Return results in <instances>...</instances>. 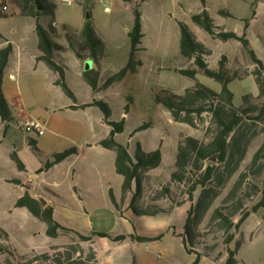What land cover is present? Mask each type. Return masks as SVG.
I'll return each mask as SVG.
<instances>
[{"label":"rangeland","instance_id":"1","mask_svg":"<svg viewBox=\"0 0 264 264\" xmlns=\"http://www.w3.org/2000/svg\"><path fill=\"white\" fill-rule=\"evenodd\" d=\"M208 1V11L215 24L239 36L246 34L251 48L264 62V0ZM1 2L9 7L11 3H14L27 8L24 2L17 0ZM54 2L57 6L54 20L44 17L42 23L45 28L54 23L58 30L55 40L66 48V51L57 54L56 61L65 68L67 83L74 98L67 96L63 89L55 84L58 76L43 62L39 64L36 60V57H40L42 53L38 50V35L34 19L22 11L12 12L13 14L6 18L0 17V32L4 33V36L0 35V47L6 41H9L13 47L10 66L5 75L4 93L7 99L15 105L12 108L16 119L13 123V135L17 141L15 142L18 147L17 153H23L27 165L31 167L30 175L34 174V171H41L51 154L73 147L85 151L80 163L83 164L88 152L87 145L106 139L110 135L112 128L105 123L103 111L99 107L84 108L82 106L96 99L109 106L112 121L121 122L125 119V129L118 140L128 146L132 154L136 152L138 145L145 152L161 149L162 166L148 172L141 206H144L146 210H155V206L171 210L172 199H175L178 205L188 203L191 207L195 206L202 188L197 189L193 202H191L189 190L192 184L189 185L188 179L183 183L171 185V194L164 198L160 197V192L164 186L170 185L172 174L176 171L175 157L180 139L193 137L208 143L213 135L209 130L211 120L209 115H206V125L200 124L197 128L177 124L173 122L170 112L165 107L155 103L153 97L156 89H171L179 95H184L187 89L195 86L194 81L174 71L187 66L183 59L184 66H181L177 59L165 61L160 56L166 44L165 39L170 34L173 36L176 30L180 34L179 25L173 19L178 18L185 22L199 41L212 51L208 62L211 68L218 69L219 61L223 56L230 59L227 65L231 73L238 77L231 83L230 88L235 95L234 104L240 107L246 95H259V86L255 80V72L258 68L253 65L241 43L215 40L193 23L191 15L199 14L203 10L200 0H189L184 11L174 5L172 0H152L142 8L145 13L144 31L146 34L143 46L147 51L136 56L138 61L145 63V68L137 80L127 79L128 81L115 82L111 88H108L106 86L108 77L123 69L129 61L131 41L128 31L134 25L133 7L125 8L118 0H75L72 6L65 5L63 0H54ZM220 10L229 12L231 17L220 15ZM88 15L91 16L96 36L104 42V60L101 68L103 77L97 84V90L101 91L96 94L90 82L84 77L86 72L94 70L93 63L77 57L63 29L64 26L72 29V32L76 33V41L81 43V33L86 26ZM176 49L179 50V47ZM175 51L174 49L171 53L174 54ZM162 61L163 64L174 68L158 73L156 67ZM197 79L204 86L221 93L222 86L215 80L203 73H199ZM18 95L22 96V105L15 104V98ZM74 106L81 107L73 109ZM21 109H24L25 115L19 117ZM125 113L127 117L124 116ZM28 120L41 122L46 134L38 137L35 133L28 134L25 130L17 128L18 123L24 124ZM144 124H150L152 127L136 133L137 129ZM243 130L249 136H254L246 159L231 181L220 189V197L204 215L197 228L196 250L201 253L210 252L214 258L217 257L219 260L203 258L200 264L225 263L228 259V251L236 250L237 243H240L236 255L237 264H264V208L253 212V208L263 201L264 176L254 175V172L257 173L255 169L252 170L253 172L249 171L256 152L264 143V124L247 116L243 122ZM31 141H34V145H31ZM95 156L101 160L104 175L108 181H111L116 190L117 199L121 202L120 181H123V178L116 172L115 153ZM211 159L209 162H212ZM71 164L72 161H69L68 165L62 167L63 170L65 171ZM5 169L2 172L3 175L9 172L7 166ZM244 173L248 178L243 191L239 193L244 207L235 218V223L247 213L250 217L239 231L233 230L236 237L234 242L228 245L226 244L227 235L220 230L219 223L212 224L210 220L214 211L224 206L225 199L233 190L240 175ZM61 178L60 170H55L48 175L49 189L56 190L53 183L61 181ZM252 186H256L258 192H251ZM41 189L46 192L44 186ZM246 192H250L249 197H246ZM1 200L0 208L10 206L9 202H3V197ZM57 204L73 207L67 192L61 200L57 201ZM183 207L174 209L165 217V222L176 228V234L184 230ZM25 212L26 216L18 213L0 214V230L7 236L0 233L2 237L0 264H7L8 261L14 264H28L20 262V258L30 259L35 255L42 256L45 253L50 254L53 259L60 258L63 264H93L90 262V255L94 250L93 242L82 241L77 235L71 237L69 233H65L69 237L59 240L58 246L49 251L37 252L46 245L48 240H52L45 234V224L32 216L29 211ZM114 226L115 224L110 221L105 224L106 228H114ZM166 229L164 238L156 245L140 243L135 249L126 245L115 249L114 251L120 250L116 254L117 258L122 255L119 259L123 264H134L135 257L137 264H193L197 256L186 252L182 237L175 235L173 229ZM158 253L162 254L161 258L156 257ZM96 262L99 263L97 260ZM34 264L47 263L45 259H40ZM51 264L56 263L52 261Z\"/></svg>","mask_w":264,"mask_h":264},{"label":"trees","instance_id":"2","mask_svg":"<svg viewBox=\"0 0 264 264\" xmlns=\"http://www.w3.org/2000/svg\"><path fill=\"white\" fill-rule=\"evenodd\" d=\"M17 1L25 3L26 7L30 10V16L36 21V32L39 40L38 49L42 53L39 59L58 76L56 84L63 89L64 93L74 98V94L67 83L65 68L56 61L57 54L66 51V48L55 40L58 30L54 23L48 28H45L42 23L44 17L50 18L52 21L54 20L57 10L54 0ZM123 1L130 3L134 10V25L128 33L131 41V53L127 65L120 72L108 77L106 81L107 87L115 82L123 81L128 75L137 74L143 66L142 61H138L136 56L142 51L141 45L144 39L141 4L147 0H141L140 2H134V0ZM200 1L203 5V10L199 14L192 16L193 23L206 31L215 40L222 42L237 41L241 43L244 51L251 58L253 65L258 68L255 72V80L259 86V95H246L243 98V104L240 107L236 106L234 104L235 95L230 85L238 77L236 74L231 73L227 65V57L223 56L221 58L218 69L211 68L208 60L212 56V51L199 41L198 37L186 23H178L181 32L180 57L185 61L187 66L182 69H175L174 71L194 81L195 86L187 89L184 95H179L171 89H156L154 92V100L157 105L165 107L170 112L173 122L177 124L188 125L192 128H197L200 124L205 126L207 122L205 117L209 115L211 120L209 130L213 135L208 143L201 142L193 137H182L180 139L175 157L176 171L172 174L170 185L162 188L160 197L164 198L170 195L171 185L183 183L186 179H188L189 185L190 183L192 184L189 190L191 202H193L194 193L197 189L202 188L197 204L192 206L188 212L184 233L181 235L186 252L197 256L193 264H200L203 258H213L215 261L219 260L217 257L214 258L210 252L201 253L196 250L198 238L197 228L201 224L204 215L220 197V189L224 188L231 181L246 159L254 136H249L243 130L245 118L249 116L255 121L264 124V62L258 58L256 52L251 48L246 34L239 36L234 32H227L223 27L217 26L207 11L208 0ZM219 13L222 16L231 17V14L225 10H220ZM0 17L4 18L5 16ZM63 29L77 57L83 61H92L100 68L104 55V42L96 36L91 19L87 20L86 26L81 33V43L76 41V33H73L72 29L68 26H64ZM12 53L13 47L11 44L0 50V121L6 125L14 120L9 101L3 90L4 77L9 67ZM199 73H203L208 78L221 84V93H217L199 83L197 79ZM100 76V71L98 70H91L84 74V77L90 82L94 91L97 90ZM92 105L99 107L103 111L105 123L112 128L110 135L102 140L100 145L116 153L115 168L116 172L124 179L122 186L123 194L127 195L133 192L130 205L131 210L139 217H154L166 215L172 209L182 206L178 205L175 199L171 200L173 206L171 210L162 209L159 206H155V210H146L144 206H141L148 172L159 169L162 166L163 156L161 149L145 152L138 145L136 152L131 154L129 147L118 140V137L124 132L125 119L121 122L112 121L109 106L104 102H94ZM150 127H152L150 124H144L137 129L136 133L147 130ZM33 143L34 141H31L32 145H34ZM79 152V148L73 147L62 152L53 153L45 161L40 173L52 169L56 165L63 163L69 157L78 155ZM216 155H218L217 164L209 162ZM12 159L18 164L21 171L25 170L24 165L16 153L12 154ZM259 163L260 165L258 166ZM253 169L257 171L256 174L254 172V175L264 176V143L256 152L249 171ZM247 178L246 173L240 175L233 190L225 199L224 206L217 208L210 220L212 224L219 223L220 230L224 231L227 235L226 244L228 245L232 244L235 240L236 236L233 230L235 232L239 231L250 217L247 213L235 223V218L244 207L239 193L243 191ZM250 189L251 192H258L256 186H252ZM245 195L249 197L250 192H246ZM111 197L113 199L112 192ZM16 207L28 209L35 218L44 223L47 226V236L50 238H57L61 231H70L58 223L54 216V209L51 206L44 207L29 192L17 202ZM260 208H264V195L262 203L255 206L253 212L255 213ZM0 233L6 236L2 230H0ZM75 234L82 241L86 242H90L94 238H106L116 243L124 242L127 239L147 243L159 241L164 238V235L158 237L136 235L114 236L105 232L94 233L91 238H88L77 232ZM1 239L2 237H0ZM239 247L240 243H237L236 250L228 251V259L223 264H237L236 255ZM40 259H45L47 264H51L52 261L56 264H63L60 258L53 259L48 253L42 256L35 255L30 259L21 257L20 262L34 264L38 263ZM90 262L97 264L94 250H92L90 255ZM7 264H14V262L8 261Z\"/></svg>","mask_w":264,"mask_h":264},{"label":"crops","instance_id":"3","mask_svg":"<svg viewBox=\"0 0 264 264\" xmlns=\"http://www.w3.org/2000/svg\"><path fill=\"white\" fill-rule=\"evenodd\" d=\"M0 1H5V0H0ZM118 1L122 2L123 3L122 5L125 8L132 6L130 3H126L123 0H118ZM140 1L141 0H134V2H140ZM151 1L152 0H147L144 3H142V8L146 4L150 3ZM172 2L174 5L179 7V9L184 11L186 6L189 3V0H172ZM208 4H209V1L207 3V11H208ZM202 9H203V5H202ZM10 10H11L10 13H8L4 18L8 17L9 15H12L13 13H18L21 11L24 14L26 13L29 17H31L30 10L28 8H24L14 3H11ZM142 14H143L142 15V25H143V32H144V39H145L146 34L144 31V22H145L144 11H142ZM193 15H191V20H192ZM173 21H175L177 25L179 22H183L179 20L178 18H174ZM0 35L4 36V33L1 31ZM144 39H143V42H144ZM180 41H181V32L179 34L176 30L173 36L170 34L169 37L165 39L166 44L162 51V55L160 56L161 59L162 60L164 59L165 61H171V60L177 59L179 61V65L182 66L184 62L182 58L180 57ZM143 42L141 45V49H142L141 52H146L147 49L143 46ZM9 44H10L9 41H6L5 43L1 45L2 47H0V50L6 48ZM177 47H179V50L176 49ZM174 49L176 51L174 54H172L171 52ZM11 57H10V60H11ZM40 57H36V60L38 61L39 64L43 62L39 59ZM227 59L230 60L228 57ZM103 60L101 62L100 68H98L96 64L90 61L91 64L93 63L94 65V70L100 71V75H101L100 80H102V77H103L102 76L103 71L101 69ZM9 66H10V63H9ZM144 68H145V63H143V66L139 69L137 74L126 76L124 81L125 80L126 81L137 80L141 71ZM156 68H157V72L161 73V72L168 71L174 67H169L163 64V61H162V63H159ZM4 81H5V77H4ZM56 83L57 81L55 82V84ZM112 85H110L108 88H111ZM3 90L5 92L4 86H3ZM99 91L101 90H96L95 94L98 93ZM8 101H9V104L12 110V108H14L15 105L9 99ZM22 101L23 100H22L21 95H18L15 98L16 105H22L23 104ZM94 102H100V101L93 99V102L87 103L82 106L84 108H94L96 107L92 105L94 104ZM79 107L81 106H74L73 109L75 108L80 109ZM22 115H25L24 109H21V111L19 112V117ZM124 116L127 117L128 115L125 113ZM15 120L16 119L14 117L13 122L7 125L3 123L2 121H0V201H2L1 197H3V202L7 201L10 203V206L8 208H3V207L0 208V214L18 213L20 215L26 216L25 211H29V210L26 208H17L16 204L21 198H23L26 195L27 192H29L32 197L42 196L43 198H45L48 203L47 206H51L54 209V216H55V219L58 221V223L62 225L63 227L67 228L68 230H70L68 232L61 231L59 236L55 239L49 237L52 241L48 240L46 245L42 249H39L37 252L49 251L51 248L58 246V242L60 239L67 238L68 235H66L65 233H69L71 237H73V235H76L75 232H77L88 238H91L94 233H102V232L109 233L114 236L136 235V236L158 237L160 235H164V233L167 231L166 228L173 229V231L175 232V235H178L179 237H181V235L184 233V230H183L182 232H179L178 234H176V228L174 226L172 227L168 225L165 222V217L168 216L174 209L184 206L182 213L184 217V228H185L186 220L188 217V212L191 209V204L186 203L180 207H176L172 209L166 215H158L154 217H139L130 208L131 200L133 197V192H130L127 195H124L123 190L121 189L122 190V192H120L122 196L121 202L118 201L115 188L113 187L111 181H108L106 179V176L104 175L103 168L101 166V160H99L95 156V155H99V156L105 155L106 156L107 153H110V152L115 153L114 151L107 150L100 145V142L104 139L96 143L87 145L88 152L85 158L86 161H84L83 164H80V163L82 161L81 157L83 156V153H85V151L83 152L81 151V149H79L80 152L78 155L69 157L63 163L56 165L52 169L48 171H43L41 173L40 171L36 169L37 171H34V174L30 175L31 167L27 165L24 159V156L22 155L23 153H17L18 151V147L16 145L17 141H15L16 137L13 135V123L15 122ZM17 128L22 130L23 123H20V124L18 123ZM120 136L118 138H120ZM13 153L17 154L19 160L24 165L25 167L24 171H21L18 167V164L12 159ZM47 159H49V157ZM69 161H72V164L68 166L64 171L62 167H65V165H68ZM115 162H116V153H115ZM5 166L8 167L9 172L3 175L2 173L3 170H6ZM55 170H60L62 178H61V181H54L53 186L56 190L52 191L49 189V186H48L49 185L48 175H51V173H53ZM33 181H34V184H31V182ZM123 181H120V186H121L120 188H122L123 186ZM42 186H44L46 192L41 189ZM65 192H67L70 195L71 201L73 203V207L62 206L60 204H57V201L61 200L64 197ZM111 192L113 193L114 200L111 197ZM91 202L92 203L96 202V203L94 205H91L92 204ZM101 203L102 205H100ZM109 221L115 224L114 228L105 227L106 222H109ZM45 227L46 228L44 230H45V234L47 235L46 233L47 226L45 225ZM90 242H93L94 252L96 254V260L99 262L98 264H123L122 261L120 260L122 255L121 257H119L120 259L117 258V255H116L118 252H120V250L119 251H114V250L119 249L123 245L131 246L132 248L135 249L137 248L138 244L141 243L138 241H133L131 239H127L124 242L116 243L106 238H94ZM157 242L158 241L147 242V243L156 245ZM161 256L162 254L160 253L156 254V257L158 258H161ZM137 263L138 262L135 257L134 264H137Z\"/></svg>","mask_w":264,"mask_h":264},{"label":"built area","instance_id":"4","mask_svg":"<svg viewBox=\"0 0 264 264\" xmlns=\"http://www.w3.org/2000/svg\"><path fill=\"white\" fill-rule=\"evenodd\" d=\"M64 4L67 6L74 5L75 0H63ZM10 7L0 1V16H6L10 13ZM23 129L26 133H35L38 137H42L45 134V128L43 124L39 121L28 120L23 124Z\"/></svg>","mask_w":264,"mask_h":264},{"label":"water","instance_id":"5","mask_svg":"<svg viewBox=\"0 0 264 264\" xmlns=\"http://www.w3.org/2000/svg\"><path fill=\"white\" fill-rule=\"evenodd\" d=\"M40 10H41V7H40ZM90 19H91V16L88 15L87 16V20H90ZM211 161L214 162V163L217 162L218 161V155L214 156L211 159ZM31 184H34V181L31 182ZM33 198L36 199V200H38V201H40L44 207H47L48 203H47L46 199L43 198L42 196H34Z\"/></svg>","mask_w":264,"mask_h":264}]
</instances>
